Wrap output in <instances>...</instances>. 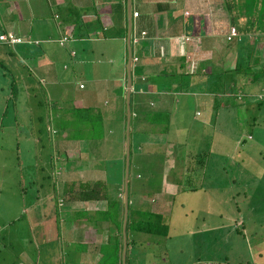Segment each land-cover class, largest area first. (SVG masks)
I'll list each match as a JSON object with an SVG mask.
<instances>
[{
  "label": "rangeland",
  "instance_id": "374dc122",
  "mask_svg": "<svg viewBox=\"0 0 264 264\" xmlns=\"http://www.w3.org/2000/svg\"><path fill=\"white\" fill-rule=\"evenodd\" d=\"M14 1L19 8L23 6L24 13L29 12L28 7H40L37 0H23V4L22 0ZM3 3L5 6L9 3L12 6L8 5L4 10ZM14 7L13 0H0V14L7 11L14 15ZM260 10L258 11L261 15L257 23L259 28L256 30L264 34V5ZM8 25L0 15V29L3 26L7 28ZM26 33L30 35L29 38L23 37L29 41L38 37L34 31ZM239 37L241 41L237 39V51L234 50L233 54L225 58V62L231 65H234L233 58L238 51L242 56V34ZM29 41L26 42L31 43ZM27 48L29 45L26 43L15 47L0 43V243L3 244L18 237L15 231L23 237L29 235L28 229L31 226L27 225L26 220L31 214V208L38 207L39 215H43V212L54 215L49 210H56L53 192L55 189V194L58 195L62 192L69 193L75 202L72 204L76 205L77 194L81 189L78 184L89 182L97 186L96 183L104 178V173L110 174L107 172L108 165L116 164L120 169L118 164L125 155V112L114 115L110 107L112 103L105 105L100 99H88L89 103L96 105L94 109L87 111L84 106L87 105V98L96 99L100 94L87 97L88 93L84 92L86 89L78 91L80 81L83 85L88 82L84 80L85 72L78 70L79 65L70 57H65V60L74 66L69 69L74 77L62 82L68 69H61L57 79L49 72L47 79H55L57 82H49L48 85L36 83L34 88L33 69L30 66L25 67L22 63V55H29L24 53ZM107 53L114 56L115 63L121 62V58L114 52ZM43 57L38 56V60L42 62ZM93 57L95 55L88 59L92 60ZM261 57H264L263 51L258 55L259 59ZM10 59L14 62L11 66ZM92 63L98 64L94 61ZM111 73L116 74L115 69L111 68ZM19 74L23 76L22 83H25V86L32 83V89L28 93L18 90L13 98L6 88H10L11 79L14 86L15 82L16 86L21 85ZM118 75L119 72L115 79L120 78ZM168 76L169 74L165 77ZM74 78H78V82L75 83ZM240 93L242 94L239 91L238 95ZM238 95L231 96L232 105L216 110L217 108L212 109L209 105L214 99L204 100L202 96L195 101L193 96L170 94V100L176 110L169 123L166 124L161 115L158 122L162 123H152L148 120L137 129V135L134 138L132 136L136 143L150 142L146 149L132 145L131 162L136 165L130 169L129 181L131 192L139 198L137 203L148 206L149 211L157 212L161 209L168 216L171 210L176 213L178 209L173 203L176 192H180L175 195L180 197L177 199L178 203L187 197L195 202L188 209V223L181 225V228L177 227L179 231L171 230L168 237L160 238L141 233L138 238H142L143 242L136 244L139 250L145 248L148 253L156 250L159 253L157 259H164L166 255L170 263L177 261L178 264L182 260L190 259L194 260L193 262H198L196 260L199 259L206 264H228L223 260L226 256L229 264H264V110L257 108L253 101L247 104L245 109L242 107V99L237 98ZM38 101L43 106H34ZM103 108L108 112V118L105 117L107 122L103 125L105 134L100 137L99 132L93 131L97 127L92 129L94 125L83 118L81 123L79 118L84 114L90 117L101 115L98 113ZM254 121L258 123L252 125ZM67 133L72 135L70 141H66L69 137ZM248 135L253 138L248 139ZM58 149L64 159L57 160ZM196 151H199V154ZM242 159L243 167L246 168L243 172L242 166L237 163H242ZM201 161H206L207 168H204ZM57 174H60L59 178ZM66 179L69 180L68 185L65 183ZM110 185L113 188V184L107 183V186ZM192 188L196 190L191 191ZM101 191L102 189L100 193ZM164 192L166 196H163ZM49 194L50 196L43 198ZM64 197L68 196L65 194ZM68 201L61 200V203ZM194 204L196 206H193ZM78 206L81 208L72 211L65 204L63 209L66 242L76 227L85 226L89 229L90 236L95 237L97 233L99 236L95 237L94 241L88 240L89 250L85 255L78 251L82 245L79 240L68 244L65 242L61 252H56V255L50 258L48 256L44 264H87V261L98 264L95 262L100 255L95 253L92 245L106 240L108 225L105 224L109 222H103V228H95L97 221H87L84 216L100 221L102 215L98 212L104 209L105 200H87L79 202ZM236 208L239 209L238 212ZM192 209H197L194 214L191 213ZM182 211L180 209V212ZM75 219L81 222L80 225L71 223L67 229L71 221H77ZM241 221L242 227L239 225ZM237 223L242 234H237L233 229ZM186 226L189 227L190 233L184 230ZM203 231L208 232L201 233ZM151 240H158L159 244H149ZM13 244L7 248L13 247ZM37 248L38 256L46 253L45 246L37 245ZM180 248L183 249L182 254H179ZM18 249L5 248L0 263L31 264L26 253L34 251L33 245L26 246L24 250ZM74 250L79 253L72 260L70 255ZM140 253L143 254L142 251ZM145 255L140 256L141 261L145 260L147 264L155 263L156 258L152 262L151 254ZM39 259L40 264L42 258ZM111 260L113 259L110 257Z\"/></svg>",
  "mask_w": 264,
  "mask_h": 264
},
{
  "label": "crops",
  "instance_id": "0c3cea01",
  "mask_svg": "<svg viewBox=\"0 0 264 264\" xmlns=\"http://www.w3.org/2000/svg\"><path fill=\"white\" fill-rule=\"evenodd\" d=\"M37 1L40 3L38 9L28 7L29 12L24 13L23 6L19 8V5L13 0L15 14L7 13V11L0 14L9 23L7 28L1 27L0 34L13 33L22 39V42L10 46L15 47L23 43L29 45L27 52L24 51L29 55L23 56L22 51L20 53L24 66H30L33 69L34 88L36 83L48 85L49 82H57L55 79H47L49 72L54 74L57 79L61 69L63 71L68 69V73H65L66 77L61 80L62 82L69 81L71 77H74L69 72V69L74 66L65 60V57H70L79 65L78 70L85 72L86 79L84 80L88 82L82 88L79 87V84H82L80 81L78 91L86 88L87 97H95L96 94H100L96 99L87 98V102L88 99H100L105 105L112 103L110 107L115 112L122 113L124 108L126 111V103L124 106L123 98L126 97L127 81L128 10L131 18L130 41L132 36L138 39V45L131 46L133 54L138 58L136 61L131 59V90L133 89L135 92L132 108L139 112V115L157 111L159 114L169 113L172 116L176 107L170 100V94L181 97L193 96L195 101L202 96H204L202 97L204 100L218 98L223 102L218 109L225 108L230 102L233 104L231 100L227 103L225 99L226 95H229L230 82H234L229 78L232 74L229 71L235 67L236 61L242 57L243 73L252 74L254 71L259 73V68L264 66V57L258 58L260 52H264V34L256 30L264 0H254L256 1L254 9L249 8L244 0ZM8 5L5 6L3 3L4 10ZM135 11L138 12L136 16H134ZM232 26L238 33L232 39H227ZM29 31H34L38 37L29 41L27 38L30 35L26 33ZM104 32L111 33L110 36H107L108 39L105 38ZM241 34L242 45L244 44L242 56L239 51L237 54L235 52L234 65H231L225 62V58L233 54L234 50L237 51V41L240 40ZM23 36L28 37L24 38ZM238 38L239 40H237ZM0 43L6 44L1 41ZM107 51L114 52L121 58V62L115 63L114 56L108 55ZM97 53L99 54L96 55ZM40 55L44 56L42 62L38 60ZM93 55L95 57L89 60L88 58ZM26 56H28L27 59ZM247 58L248 62L245 63ZM93 61L98 64L93 65ZM111 68L115 69L116 74L119 72V79H115L116 74L112 75ZM167 74L169 76L166 78ZM20 77L22 83L24 78L21 74ZM74 80L76 83L79 79L74 78ZM235 80L242 83V94L237 96L242 99V107L246 109L247 104L252 101L257 105L260 100L262 104L256 107L264 110L263 79L254 81L252 77L249 79L248 76L247 79L238 75ZM32 83L30 84L31 89ZM22 84L25 85V83ZM6 90L10 93V88L7 87ZM215 104L217 103L213 102L209 105L213 109ZM66 141H70L69 137ZM80 143L82 142L80 141ZM196 152L199 154V151ZM201 162H204L205 168L206 161ZM45 196L43 198H47L50 194ZM65 204L69 205L68 202L60 203L57 200L56 210L62 213ZM49 211L52 212V209ZM39 214L38 207L31 208V214L26 220L27 225L31 226L28 229L29 235L23 237L15 231V235L18 237L8 243H0L2 245L0 261L3 260L5 248L8 250L19 248L20 251L24 250L26 246L33 245L34 251L27 252L26 256L31 264H39V258L42 257L38 256L37 245L45 246L47 238L56 239L57 222L50 220L58 219L57 216L49 213ZM76 222H70L67 229L71 223ZM80 223H76V226ZM60 226L65 235L64 223ZM10 244L14 246L7 248ZM47 252L48 249H46ZM16 264L23 263L17 262Z\"/></svg>",
  "mask_w": 264,
  "mask_h": 264
},
{
  "label": "trees",
  "instance_id": "16d2710c",
  "mask_svg": "<svg viewBox=\"0 0 264 264\" xmlns=\"http://www.w3.org/2000/svg\"><path fill=\"white\" fill-rule=\"evenodd\" d=\"M244 1L252 9H254V7L256 6V1H254V0H244ZM258 20H257V23H258ZM110 34L111 33H105L104 32L105 38L108 39L107 36H110ZM136 38L137 37L132 36L131 46L138 45V43H137L138 39H136ZM4 45H6L7 47H12V46H10L11 45L10 43H6ZM121 55H123L122 52H121ZM244 56H245V53H244ZM135 57L136 56L132 52L131 59H133ZM27 58H28V56H26V59ZM136 60H138L137 57H136ZM23 62L24 61H22V63ZM247 62H248V58L245 59V63H247ZM12 64H14V62L11 61V59H10L9 65L11 66ZM243 65L244 64L242 63V57H241L240 59H238L236 61L235 67L230 69V71H229V72H232V74L229 76V78H231V80L234 82L233 83L230 82V84H229V87H228V94L229 95H226V99H225L227 101V103L232 98L231 97L232 95L236 96V95H238L239 91L242 92V83L240 81L238 82L237 80H235V77L237 78L238 75H240L243 78H247V79H248V76H249V79L252 77V79L254 81H259L260 79H263V81H264V66L259 68V73H255V71H254V72H252V74H250L248 72H244V73L242 72V66ZM135 67H136V65H135ZM19 76H20V74H19ZM140 76H142V75H140ZM18 79L20 81L21 77ZM253 83H255V82H253ZM22 85H23V88H22ZM22 85L16 86V82H15V86H14L13 80L11 79L10 93H11V96L13 98L15 97L14 95H17L18 90H20V91L24 90L25 93H28V91H31L30 85L29 86H25L26 84L25 85L22 84ZM59 87H61V86H59ZM79 87H80V84H79ZM83 87H84V85L82 86V88ZM61 88H58V90H60ZM85 91L86 90H84V92ZM134 94H135V92L132 89L131 90V97H130L131 119H130V128H129L128 216H127V223H126L127 241H126V252H125V264H147V262H145V260L144 261L140 260V256L145 255V254H151L150 256H152V262L156 258L154 264H178L177 261L170 263V261L167 259L166 255L163 257L164 259H161V260L157 259V256L159 253H157L156 250H153V252L148 253V251L145 250V248H143V250H139L140 248H136V244H142V242H143L142 238H138V236H140L141 233L153 235V236H156V238H160V237H168L171 230L172 231H179L180 229H178V228H181V225L184 226L186 223H188L187 221L189 220V216H188L187 212H188V209L191 206V204L195 203V202L190 197H187L186 198L187 201H185L186 199L185 200L181 199L180 202L178 203L177 199H179L180 197H177L175 195H177L180 192H176L174 194V197H173V203H174V205H176V207H178V209L176 210V213L172 212V210H171V212L168 216H166V214L163 213L161 209L157 212L149 211V209L147 208L148 206H145V205L142 206L141 204H139V202L137 203V200H139V198H138V196H136V194L131 192L130 181H129L130 180V169H131V167L136 165L133 162H131L132 145L135 144L134 147H136V148L146 149L147 145L150 142L147 143V141H144V142L140 141V142L136 143L132 139V136L134 138L135 135H137V133H138L137 129L143 123H146L148 120H150V122H152V123L160 124L162 122H158V119L161 118V115H163V118L167 124V123H169L171 116L169 113L159 114L157 111H149V112H146L144 115H139V112L135 111L132 108V100H133ZM52 97H58V96H52ZM123 99H124L123 101H124V106H125L126 99L125 98H123ZM214 102L217 103L214 105V108H213V109L217 108L216 110H218V107L221 105V103L223 104L221 99H218V98L216 100H214ZM92 104H94V103H92ZM92 104L87 102V105H84L86 107L87 111L90 109H94L96 104L95 105H92ZM224 104H226V103H224ZM261 104L262 103L259 100L257 102V105L260 106ZM40 105H42V104L39 101L35 102V104H34V106H40ZM227 105H232V103L230 102ZM123 112H125V114H123L124 115V122H125L126 121L125 108H124ZM117 113L121 114L120 112H115L113 110L114 115L116 114L118 116ZM98 114H101V115H98L96 117H90L89 115L86 116V114H84L83 117L79 118V120L81 122L82 118H83L84 120L89 121L92 125H94V126H92V129L97 127L93 131L99 132V136L101 137L102 135L105 134V131L103 130V125H104V122H107V119L105 117H107L108 112L106 113L104 111V108H103L102 111H100V113H98ZM76 122H78L77 119H76ZM257 123H258L257 121H254L251 124L255 125ZM124 128H125L124 134H126V124H125ZM76 132H78V131H76ZM67 135L69 136L70 139L72 138V135H69L68 133H67ZM252 138H253V136H252ZM252 138H251V135H248V139H252ZM87 140H89V139H87ZM133 141H134V143H133ZM106 142H108V141H106ZM123 142H124L125 151H126V136H125V138L123 137ZM58 151H59V149H58ZM60 158L64 159L61 152L59 151V156L57 157V160H60ZM243 161H244V159H242V163L237 162V163H239V166H242V172L244 169L246 170V168L243 167ZM202 163H204V162H201V164ZM118 165H119L120 169H118L116 167V164H113V165L109 164L107 172H109L111 175L105 174L103 172L104 178L99 180L96 183L97 186H93V185L89 184V182L79 183L80 185L78 184V187H81V189H80V192L77 194L76 205L72 204L75 202L72 199V197H70L69 193L62 192L60 195H58L57 193L55 194V192H54L56 201L57 200L59 201V198H61L62 201H64V200L70 201V202L68 201L69 205L68 204L67 205H68V208H71L72 211H73V209L81 208L78 206L79 202H83V201H87V200L88 201L105 200L104 209L98 212L100 215H102V218L100 221L99 220H93L90 216H86V217L84 216V218L87 221L95 222V223L97 221V225H95V228H103L102 227L104 225L103 222H106V221L109 222V223L107 222L108 224H105V226L108 225L107 226L108 233H107L106 240L101 241L98 244L92 245L93 250L95 249V253L100 255L99 258L97 259V261L95 262L98 264H122V249H123L122 230H123V213H124V179H122V177L125 173L124 172L125 155L122 156V158L120 159V163ZM104 170H105V167H104ZM51 175H54V174H51ZM57 175L59 178L60 174H57ZM118 179H121L123 181L118 180ZM68 181L69 180H67V179L65 181V183L67 185L69 184ZM58 182H62V181H58ZM107 183L113 184V188L111 185H110L111 188H108L110 186H107ZM114 183H116V184H114ZM71 189L72 188H70V190ZM100 189H102L101 193H100ZM111 189H113L115 191H111ZM194 190H196V188L191 189V191H194ZM65 194H66V196H68L67 198L64 197ZM165 194H166V192H164L163 196L167 195V194L166 195ZM171 199H169V201ZM193 206H196V205L194 204ZM200 206H201V203L199 204V207ZM179 208L182 209L183 211L180 212ZM196 210L197 209H194V210L192 209L191 213L194 214L193 212H195ZM236 211L238 212L239 209L236 208ZM52 213H54V215L57 216V218H58L56 221L57 222V226H56L57 237L55 239L56 241L54 239H52V240H50L49 238L46 239L45 247H46V249H49V250L47 253H45L46 256H44L45 254H42V255L40 254V257H42L40 264H44L43 262H44V260H46L48 258V256L50 258L52 255L53 256L56 255L55 254L56 252L60 253L62 247H65L66 238L64 237L65 236L64 232L62 233V230L60 229L61 228L60 224L64 223L65 219H63L62 213L57 211V210L52 209ZM196 215H193V216L195 217ZM79 218H80V216H79ZM75 220H77V219H75ZM78 222H80V221L77 220L76 223H78ZM238 224L239 223H237L233 229H235V232L237 234H242V231L238 227ZM239 225L242 227L243 222L241 221ZM215 227L216 226H214V228ZM184 230L188 231V233H190L189 227H187V226L184 227ZM207 232L208 231H205V233H204V231H203L201 233L206 234ZM89 233H90L89 229H87L85 226L79 227V228H77V230H74V232L69 235V238L67 239L66 243L68 244L69 242H74V241L79 240L78 242H80L82 245L78 251H80L81 254L85 255L89 250V248H88L89 245L87 244L88 240L91 239V241H94L95 237L99 236V234L97 233L96 236L93 237V236H90ZM201 237H203V235H201ZM73 238H75V239H73ZM146 242L147 241L145 240V243ZM149 244H152V245L157 244L158 245L159 241L158 240H151ZM78 251L74 250L73 253L70 255L73 257L72 260L79 253ZM141 251L143 254L140 253ZM182 253H183V249L180 248L179 254H182ZM145 256L149 257V255H145ZM110 257L113 260L110 261ZM158 258H160V256ZM223 260L229 264V259L227 256L224 257ZM193 261L194 260H192V259H190L188 261L182 260L181 262H179V264H206L202 261H199V259L196 260L198 262H193ZM92 262L93 261H87L85 263L93 264Z\"/></svg>",
  "mask_w": 264,
  "mask_h": 264
},
{
  "label": "water",
  "instance_id": "95a60500",
  "mask_svg": "<svg viewBox=\"0 0 264 264\" xmlns=\"http://www.w3.org/2000/svg\"><path fill=\"white\" fill-rule=\"evenodd\" d=\"M130 1V0H129ZM128 16V32H127V81H126V151H125V173H124V213H123V249H122V264H125V252H126V223L128 216V175H129V128H130V119H131V109H130V96H131V88H132V80H131V56H132V48L130 41V30H131V18L130 12H127Z\"/></svg>",
  "mask_w": 264,
  "mask_h": 264
},
{
  "label": "built area",
  "instance_id": "2783aa9c",
  "mask_svg": "<svg viewBox=\"0 0 264 264\" xmlns=\"http://www.w3.org/2000/svg\"><path fill=\"white\" fill-rule=\"evenodd\" d=\"M137 14H138V12L135 11L134 16H136ZM236 35H237V30L235 27L232 26L229 30L228 35H227V39H232ZM0 41L4 42V43L16 44V43L22 42V39L13 33H2V34H0ZM133 60L136 61V57L133 58ZM82 86L83 85L80 84V87H82Z\"/></svg>",
  "mask_w": 264,
  "mask_h": 264
},
{
  "label": "clouds",
  "instance_id": "9594fccd",
  "mask_svg": "<svg viewBox=\"0 0 264 264\" xmlns=\"http://www.w3.org/2000/svg\"><path fill=\"white\" fill-rule=\"evenodd\" d=\"M238 33V32H237ZM60 203H61V201H60Z\"/></svg>",
  "mask_w": 264,
  "mask_h": 264
}]
</instances>
